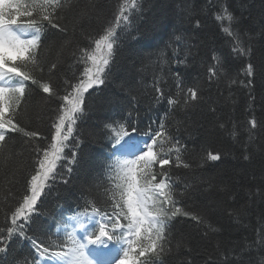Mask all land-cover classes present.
<instances>
[{"label":"trees","instance_id":"trees-1","mask_svg":"<svg viewBox=\"0 0 264 264\" xmlns=\"http://www.w3.org/2000/svg\"><path fill=\"white\" fill-rule=\"evenodd\" d=\"M118 2L123 0H73V7L63 14L66 18L62 23L68 25V33L49 27L42 37L41 68L37 73L42 74L41 83L50 82L57 95L49 96L38 85L27 82L29 94L23 102L19 122L26 131H38L39 136L34 142H28V138L20 133L7 134L5 151L10 148L12 156L6 165L0 166V226L5 223V206L11 204L16 192L23 191L28 178L31 143L41 146L51 143L56 115L53 110L61 103L58 96L65 94L64 81L74 83V74L79 75L83 70V65L77 70L72 54L74 48L77 43L79 47L88 45L86 37L100 32L105 21L114 22ZM143 7L149 9L148 26L142 28L144 35L134 39L139 35L134 29L130 34L118 30L120 50L116 53L111 78L97 90H90L91 95L86 94V103L91 110L85 109V118L77 122L76 129L81 140L80 148L76 149L80 163L73 165V171L66 175V170L60 168L59 172L69 182L64 184L58 176L56 183L51 185V192L38 201L35 214L40 216L44 227L37 235L40 239L46 240L50 235L55 239L53 219L59 220L57 213L63 211L65 218L83 211L86 200L102 203L109 198L103 193L116 182L115 173L106 167L111 162L105 160L110 148L95 141L101 140L99 131L104 117L118 119L120 106H124L125 114L128 107H134L133 117L138 113L142 132L148 131L149 126L158 130L161 118L167 116L170 135L186 149L182 155L185 162L192 164L191 169L177 168L175 163L165 166L172 172L176 192H183L185 184L193 185L178 206H188L187 210L194 213L206 206L210 209L203 224L184 216L172 222L169 247L174 251L168 256L167 264H181V261L187 264L189 260L193 264H206L208 254L214 256L212 264H239L236 253L249 244L253 248L250 254H245L244 264L249 255L259 264L264 249L256 247L255 241L258 230L264 227V199L250 198L248 193L256 192L257 187L264 189V127L253 130L255 139L249 143L251 125L248 121L254 115L264 125V84L257 76L255 101L250 103L249 90L239 83L244 79L240 70L248 60L232 52L231 38L223 31L231 22L227 18L218 21L216 15L222 8L229 9L236 17V27L241 34L247 32L244 39L246 44L253 46V62L259 63L264 55V33L261 32L264 0H146ZM85 11L87 15L83 16ZM197 20L200 21L199 28L196 27ZM177 36L182 39L177 41ZM174 50H178L176 55ZM185 52L191 53L186 59ZM214 56L224 66L217 76L208 72V68L217 63ZM178 60H185V63L178 64ZM52 63H56L57 68L52 69ZM177 73L183 81L184 91L195 88L198 99L188 107L170 110L168 97L175 98L177 89L173 74ZM154 77L161 78L158 86L165 94L159 103L154 100ZM233 78L237 80L235 84L230 83ZM132 96L139 98L138 104H130ZM94 99H103L111 106L106 104L101 109L94 104ZM163 148L167 152L171 145L165 141ZM71 150V147L66 149V154ZM208 152L222 153L221 160L206 161L203 167H197L202 158L206 160ZM245 155L250 159L244 160ZM164 158L170 157L165 155ZM171 159L175 160L174 152ZM159 168L158 164L154 165V170ZM13 173L19 183H15ZM159 180L158 175L156 182ZM7 223L10 226V219ZM209 224L219 231H210ZM206 232L209 233L207 236ZM28 234L32 235L31 232ZM0 246L5 245L0 243ZM218 246L227 256L226 262L216 251ZM11 255L17 257L18 264H23L25 259L28 264H34V249L28 241L11 243Z\"/></svg>","mask_w":264,"mask_h":264},{"label":"snow or ice","instance_id":"snow-or-ice-1","mask_svg":"<svg viewBox=\"0 0 264 264\" xmlns=\"http://www.w3.org/2000/svg\"><path fill=\"white\" fill-rule=\"evenodd\" d=\"M144 2L146 0L118 2L114 22L105 21L100 32L86 37L88 45L79 47L77 43L74 48L72 54L77 70L79 71V65H83V70L79 71V75L74 74V83L71 80L64 81L65 94L58 96L61 103L53 110L56 115L52 123L54 132L51 143L46 146L36 143L30 145L31 167L28 169L23 191L16 192L11 204L5 206V223L0 226V243L5 246H0V264H18L17 257L11 255V243L21 240L30 242L34 249V264H112L117 255L120 258L116 260V264H167L168 256L174 251L169 247L172 222L179 216H184L203 224L210 215L207 206L196 213L187 210L188 206H178L193 185L185 184L183 192H176L172 172L165 166L173 163L177 168L191 169L193 166L183 159L182 154L186 151L184 145L170 135L166 125L167 116L161 118L158 130L154 131L149 126L148 131L142 132L138 113L137 117H133L136 108L128 107L125 114L124 106H120L118 119L104 117L99 131L101 140L95 141L110 148L105 160L111 162L106 167L109 172L115 173L116 182L103 193L109 198L102 203L86 200L83 211L67 219L64 218L63 211L57 213L59 220L53 219L56 224L55 239L51 235L46 240L40 239L37 235L44 227L40 216L35 214L38 201L51 192V185L56 183L58 176L67 184L69 181L64 175L71 173L73 165L80 163L76 149L80 148L81 140L77 137L76 129L77 122L85 118V109L91 110L86 103V94L91 95L90 90H97L111 78L116 53L120 50L118 30L130 34L134 29L139 34L134 39L144 35L142 28H147L149 23V9L143 7ZM72 7L73 0H0V166L6 165L12 156L10 148L5 151L8 133H20L28 138V142H34L39 136L38 131H26L19 122L23 115V102L29 94L27 82L38 85L49 96L57 95L50 82L41 83L42 74L37 73L41 68L39 53L42 37L49 27L68 33V25L62 23L66 18L63 14ZM82 15L86 16L87 11ZM225 18L231 22L223 31L231 38L232 52L248 60L240 70L244 79L239 80V83L249 90L251 103L255 101L253 93L257 76L264 84V55L259 63L253 62V46L251 43L246 44L244 39L247 32L241 34L236 27V17L229 9L222 8L216 19L222 22ZM196 27H200L199 20L196 21ZM261 32L264 33V28ZM181 39L180 36L176 37L177 41ZM177 51L174 50L173 54L176 55ZM190 54L185 52V59ZM213 59L217 63L209 67L208 72L211 76H217L224 66L216 56ZM177 63L184 64L185 60H178ZM51 68H57V64L52 63ZM160 79L154 77L152 85L157 103L165 98L158 86ZM173 79L176 81L177 91L175 98L168 97L170 110L188 107L198 99L195 88L184 91L183 81L178 73L173 74ZM236 82V78L230 81L232 84ZM131 102L138 104L139 98L132 96L130 104ZM94 104L101 109L106 104L111 106L103 99H94ZM248 123L251 125L248 129L251 143L255 139L253 130L264 125L254 115ZM220 127L223 128L224 125L221 124ZM232 135L235 137L236 132L233 131ZM165 141L171 145L167 152L163 148ZM70 147V154H66V149ZM173 152L174 161L171 159ZM165 155L170 158H164ZM221 156L220 152H208L206 160L202 158L197 167H203L206 161H220ZM243 158L249 160L250 156L245 155ZM156 164L160 166L158 171L154 170ZM60 168L66 170L64 175L59 172ZM158 175L160 180L157 183ZM13 178L15 183H19L15 179V173ZM9 195L12 196V193ZM248 195L250 198L259 196L264 199V189L257 187L256 192L249 191ZM9 219L10 226L7 223ZM209 229L212 232L219 231L210 224ZM208 234L205 233L206 236ZM255 245L264 249V227L258 230ZM252 248L253 245L249 244L236 253L239 264H244L243 258L245 254H250ZM216 251L226 262L227 256L220 251L219 246ZM213 260L214 256L208 254L206 264H212ZM23 264H28L27 259ZM181 264L185 262L181 261ZM187 264H193V261L189 260ZM247 264H256V261L249 255ZM259 264H264V257L260 258Z\"/></svg>","mask_w":264,"mask_h":264},{"label":"bare ground","instance_id":"bare-ground-1","mask_svg":"<svg viewBox=\"0 0 264 264\" xmlns=\"http://www.w3.org/2000/svg\"><path fill=\"white\" fill-rule=\"evenodd\" d=\"M121 254H122V253H121ZM119 258H120V256L117 255V256L115 257V259L112 260V264H114V262H115L116 260H118Z\"/></svg>","mask_w":264,"mask_h":264}]
</instances>
